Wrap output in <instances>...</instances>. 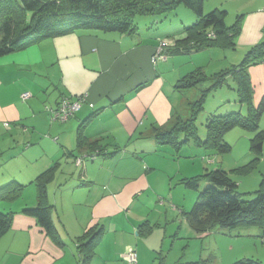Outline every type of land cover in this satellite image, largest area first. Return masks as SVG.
<instances>
[{
	"label": "crops",
	"instance_id": "crops-1",
	"mask_svg": "<svg viewBox=\"0 0 264 264\" xmlns=\"http://www.w3.org/2000/svg\"><path fill=\"white\" fill-rule=\"evenodd\" d=\"M263 30L264 10L250 11L236 43L247 49L264 37ZM161 39L139 32L77 31L0 57V133L27 136L31 131L42 155L29 164L36 166L32 163L40 159L38 174L56 166L48 201L63 242L56 243L37 218L23 213V207L38 203L36 193L30 202L8 203L13 222L0 238V264H81L85 251L79 250L80 245L99 230L103 236L90 264H129L127 255L132 250L138 253L137 264H149L157 249L162 251L169 223L174 226L171 232L176 230L175 238L181 230L196 237L213 232L194 230L187 215L195 198L192 192L198 198L209 181L203 180L196 190L184 179L204 175L211 170L209 165L217 163L216 169L221 168L217 155L211 156L213 164L207 163L205 152L197 162L187 157L191 152L183 151L184 146L162 144L155 138L157 130L190 118L189 92L195 88L181 89L177 84L203 66L185 70L193 53L159 57ZM248 73L258 105L264 96V63L250 66ZM26 92L31 97L24 100ZM80 95L85 99L74 117L66 122L52 119L50 108L65 96ZM79 138L83 139L80 147ZM92 142L102 146L104 154L77 165L76 157L93 152ZM106 153L114 154L107 157ZM2 163L0 187L14 179L35 180L34 170L27 173L13 169L11 161ZM30 186L25 190H32ZM215 232L232 236V231Z\"/></svg>",
	"mask_w": 264,
	"mask_h": 264
},
{
	"label": "trees",
	"instance_id": "trees-1",
	"mask_svg": "<svg viewBox=\"0 0 264 264\" xmlns=\"http://www.w3.org/2000/svg\"><path fill=\"white\" fill-rule=\"evenodd\" d=\"M204 3L205 0H0V57L25 50L45 39L77 31L95 34H133L138 32L134 21L135 15L169 10L179 4L191 8L197 20L183 30L159 40L162 45L159 48L164 57L235 46L242 24L228 26L225 9L215 8L205 12ZM177 36L184 37L177 39ZM172 38L173 43L169 41ZM258 45L254 46L255 48L252 46V50L246 55L239 69L234 71V75H228L230 78H235V87L238 94L241 93L242 104L248 106L250 110L249 116H243L239 112L214 115L207 120L206 139H201L194 131L196 130L195 115L202 108L201 103H196L193 109L191 106L190 118L181 119L170 129L157 130L155 132L157 141L162 144L182 145L190 141L189 137L178 141L177 134L183 132L193 135L194 140L204 146L206 151L219 149L225 152L229 149L228 144L224 142V135L228 131L237 125L257 128L258 121L264 112V96L258 106L255 105L254 88L248 68L259 63L251 60L253 51L261 49ZM259 53L261 54L262 51L260 50L257 54ZM223 74V72L216 74L218 79L215 85L222 84L223 79H220V76ZM216 78L208 76L202 67H197L178 81L177 88H197L201 82ZM171 136L173 141L168 140ZM263 143L264 130H260L253 139L252 148L261 152ZM82 145L83 139L79 138V147ZM90 146L93 152L80 156L84 160L87 157L94 159L104 154L102 146L96 142L90 143ZM112 154L114 153L105 155L108 157ZM208 156L214 155L207 153L206 157ZM78 158L76 157V160ZM56 170V166H53L29 183L37 187L38 203L27 205L22 208V211L28 216L37 218L40 226L52 239L62 244L53 222V206L48 201V185L54 180ZM206 179L209 185L200 189L196 202L187 212L190 226L198 232H229L241 227L256 226L263 229L264 237V179L252 200H245L236 192V182L222 168L207 170L202 176L187 178L184 181L188 187L198 190L201 182ZM29 184L20 183L15 179L4 184L0 187V201L13 200ZM13 213V211L6 212L0 209V238L11 228ZM102 236L103 231L99 230L92 234L87 243L80 245L79 250L81 251L83 247L85 251L84 255L81 254V264H90ZM233 264H264V262L255 258H241Z\"/></svg>",
	"mask_w": 264,
	"mask_h": 264
},
{
	"label": "rangeland",
	"instance_id": "rangeland-1",
	"mask_svg": "<svg viewBox=\"0 0 264 264\" xmlns=\"http://www.w3.org/2000/svg\"><path fill=\"white\" fill-rule=\"evenodd\" d=\"M215 8H222L227 11L226 23L228 26L239 25V23L243 25L248 12L258 8L261 11L264 10V0H205V12H210ZM196 20L195 12L184 4H179L169 10L135 15L134 17L135 25L138 27L137 31L141 35L153 38L170 36L192 25ZM257 44L261 49L253 51L251 60L259 63L252 66L264 63V37ZM257 44L252 46L257 47ZM252 46L245 49L236 43L235 46L210 48L206 51L193 52L188 57L183 56L188 58L189 69L185 70H190L195 66H203L206 74L215 78L217 73H224L220 76V79H223L222 84L215 85L218 79L216 78L215 80L201 82L197 88L191 89L189 92L192 109L196 103L202 105V108L195 115L196 130H194L201 139H206V123L214 115L239 112L243 116H249L250 110L248 106L242 104L241 93L238 94L237 87H235V78H230L228 75L239 69L246 55L252 50ZM260 50L262 53L257 54ZM255 54L257 55L254 57ZM260 130H264V112L258 121L257 128L237 125L224 135V142L229 146V149L225 152H221L219 149L206 151L204 146L197 143L193 135L188 133H186L188 136L184 134L182 138L179 137L178 141L189 137L190 141L182 144L185 147L183 151H190L191 153L187 157H193L197 162L202 161L198 158L201 153L217 155L214 157L215 160L219 162L222 169L226 168L229 177L236 182V192L241 194L243 199L252 200L264 179V143L261 152H257L252 148L253 139ZM26 133L27 136L23 134L16 135L15 133H13L14 136H11L0 133V165L4 164L2 162L11 161L10 165L13 169H21L27 171V173L34 170L36 172L34 178H36L39 175L37 165L40 163V159L39 162L32 163L36 166H31L29 160L38 158L41 149L37 142L31 138V131ZM168 140L173 141V137L171 136ZM191 154L195 155L191 156ZM10 156L13 159H10ZM206 161L210 164L208 160ZM216 165L217 163L209 165L207 168L216 169ZM73 170V172H76L75 167ZM0 171H3V169L1 168ZM28 183L24 182L23 184ZM25 189L13 200H1L0 209L8 212L10 211L9 204L20 203L23 200L30 202L37 193V187L30 186L28 189L32 190ZM192 193H194L195 198L189 209L192 208L197 198V193ZM187 200L189 202V198ZM172 224L169 223L167 239L162 251L161 247L157 249L154 259L149 264H160L162 261L163 264H233L245 257L246 254H251V256H255L254 258H261L264 262L263 229L260 227L237 228L232 230V236L213 231L208 236L196 237L193 234L187 235L186 230H181L175 238L176 230L171 232L174 228V226H171ZM157 256L163 260L156 259Z\"/></svg>",
	"mask_w": 264,
	"mask_h": 264
},
{
	"label": "built area",
	"instance_id": "built-area-1",
	"mask_svg": "<svg viewBox=\"0 0 264 264\" xmlns=\"http://www.w3.org/2000/svg\"><path fill=\"white\" fill-rule=\"evenodd\" d=\"M157 55L161 58H164V56L161 54V48L157 50ZM30 97L31 94L29 92L22 94V98L24 100ZM84 99L85 97L81 95L74 98L64 97L56 108H50L52 119L60 122H66L75 116L77 111L81 108ZM83 160V157H79L76 160L77 165L80 166L83 163ZM206 160H208L211 164L214 163V159L211 156L206 157ZM127 261L129 264H137L138 253L135 250L130 251L127 255Z\"/></svg>",
	"mask_w": 264,
	"mask_h": 264
}]
</instances>
